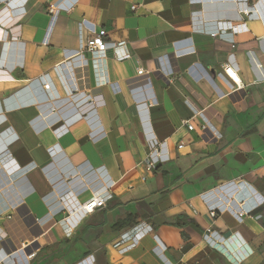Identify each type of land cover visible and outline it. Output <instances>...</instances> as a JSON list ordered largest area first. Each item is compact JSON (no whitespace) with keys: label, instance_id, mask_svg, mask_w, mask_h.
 Wrapping results in <instances>:
<instances>
[{"label":"crops","instance_id":"0c3cea01","mask_svg":"<svg viewBox=\"0 0 264 264\" xmlns=\"http://www.w3.org/2000/svg\"><path fill=\"white\" fill-rule=\"evenodd\" d=\"M0 264H264V0H0Z\"/></svg>","mask_w":264,"mask_h":264},{"label":"built area","instance_id":"2783aa9c","mask_svg":"<svg viewBox=\"0 0 264 264\" xmlns=\"http://www.w3.org/2000/svg\"><path fill=\"white\" fill-rule=\"evenodd\" d=\"M135 6H132V9H134ZM49 10L52 11V6H49ZM214 33L213 35H215ZM121 44L115 43L112 41H104L100 36H95L87 39L84 43H81L80 49L84 51H96L101 54H104L107 50H114L118 48ZM143 70H138V74H142ZM236 88H240V79L237 75V72L235 68L231 64H226L223 67L222 72ZM183 123L187 126L188 129H192L193 125L189 122V120H184ZM206 125L203 124L202 128ZM164 147V143H158L157 141L153 140L150 142L148 148L149 152L146 157V170L152 171L154 170L155 166L157 164L163 163L167 161L166 155H161L160 150H162ZM107 195H96L90 198L88 201H86L82 206L81 210H83L84 213H91L93 212L97 207H101L105 204ZM149 226H142L141 224L134 225L131 227L127 232L123 233L120 237V239L113 245L114 247H120L124 244H128L122 248V250L126 248H130L134 246L138 240L149 231ZM209 232V231H208ZM210 233V232H209Z\"/></svg>","mask_w":264,"mask_h":264},{"label":"bare ground","instance_id":"6f19581e","mask_svg":"<svg viewBox=\"0 0 264 264\" xmlns=\"http://www.w3.org/2000/svg\"><path fill=\"white\" fill-rule=\"evenodd\" d=\"M71 208H72V207H71ZM78 210H79V207H78L77 209H74V208L69 209V211H70V213H71L72 216H73L74 214H77L76 217L79 216V214H80V212H79ZM82 211H83V210H82Z\"/></svg>","mask_w":264,"mask_h":264}]
</instances>
